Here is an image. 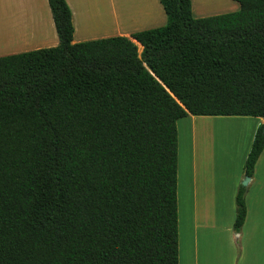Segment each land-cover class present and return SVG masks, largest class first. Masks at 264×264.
Here are the masks:
<instances>
[{"label":"trees","instance_id":"trees-1","mask_svg":"<svg viewBox=\"0 0 264 264\" xmlns=\"http://www.w3.org/2000/svg\"><path fill=\"white\" fill-rule=\"evenodd\" d=\"M48 1L59 45L0 57V264H180L177 122L264 118V0H160L166 25L75 44ZM263 150L264 124L247 176Z\"/></svg>","mask_w":264,"mask_h":264},{"label":"crops","instance_id":"crops-1","mask_svg":"<svg viewBox=\"0 0 264 264\" xmlns=\"http://www.w3.org/2000/svg\"><path fill=\"white\" fill-rule=\"evenodd\" d=\"M66 1L73 13L75 32L72 43L74 44L113 36L130 37L132 33L137 31L162 27L167 24L168 20L160 0H152L154 1V9L149 11L154 10V13H149L153 17L150 23L137 25L126 31L118 29L120 31H116L115 34L92 36L93 34L90 32L81 31L77 22L79 6L84 0ZM121 1L117 0V3ZM141 2L142 0L128 1L129 5L125 10L144 13L141 18L142 24H144L145 21H148L149 14L143 9V2ZM225 2L232 5V8L220 6L217 10H213V3L206 0H192L193 14L197 18H202L235 12L240 9V4L235 0H225ZM95 10L100 9L96 8ZM59 43V36L48 0H0V57L51 48L58 46ZM140 48L142 52L143 47L141 45H139ZM180 121H187L185 125L191 131L192 136L193 161L187 197L190 206L186 211V217L189 224L188 237H190V245L193 249V264H264V150L256 163L253 176L250 177L248 185L244 186L247 188L245 196L246 220L239 231L235 229L236 196L243 186L242 182L247 177L245 163L256 132L264 124V118L189 114L177 122V127H179ZM246 122L253 123V125L249 138H245L244 150L239 148L242 144L238 143L237 150H234L227 160L221 162L219 156L216 160L214 158L216 146L218 148V144L216 145V126L220 125L219 123L237 126ZM220 126L221 129L217 135L223 136L226 125ZM196 129L212 130V137L201 142L203 140L200 138L202 135L196 134ZM220 146L223 147L222 144ZM208 160L213 162V166L207 165Z\"/></svg>","mask_w":264,"mask_h":264},{"label":"rangeland","instance_id":"rangeland-1","mask_svg":"<svg viewBox=\"0 0 264 264\" xmlns=\"http://www.w3.org/2000/svg\"><path fill=\"white\" fill-rule=\"evenodd\" d=\"M131 0H122L120 3H117V0H84L80 4V11L78 13V25L81 31L90 32L92 29L94 34L92 36H101L103 34H115L116 31H120L118 29L123 30H129L137 25H146L150 23L153 20V17L150 16L149 13H154V10L149 11L151 9H154V1L152 0H142V6L143 9L147 11L148 15V21H145L144 24H142V15L144 13L141 12H131L126 11L122 5L128 6L127 3ZM156 1V0H155ZM207 2L213 3V10H217L220 6H226V8H232V5L225 2V0H206ZM120 6L122 7V10L120 11ZM208 8H211L210 6H206ZM102 9L95 10V9ZM101 12V13H100ZM119 12V13H118ZM216 12V11H213ZM113 13V15H112ZM136 13V14H135ZM120 14V15H119ZM133 14V15H130ZM93 15V17H92ZM105 15V16H104ZM90 16L91 22L89 23L90 19H88ZM96 18L101 20H97ZM124 16V17H123ZM88 17V18H87ZM94 19H92V18ZM104 17V20H103ZM127 17V18H126ZM87 18V19H86ZM106 18V20H105ZM114 18V20H113ZM121 18V19H120ZM124 20V23L123 21ZM128 20V21H127ZM97 21V23H96ZM104 21L103 25L101 26L100 23ZM116 21V22H115ZM108 22V23H106ZM120 22V23H119ZM86 23V24H85ZM92 23L91 28L89 27V24ZM106 23V25H105ZM111 23L113 25H111ZM97 24V25H96ZM117 24V26H115ZM88 25V26H87ZM94 25V26H93ZM98 25L101 27V31L103 33L98 32ZM104 25L107 28L104 27ZM104 27V28H103ZM90 28V30L88 29ZM112 29V30H109ZM95 29V31H94ZM91 30V31H92ZM98 30V31H97ZM106 30V31H105ZM109 30V31H108ZM90 32V33H93ZM108 32V33H107ZM139 52L141 53V48L139 49ZM187 121H180L179 122V184H178V204H179V230H180V264H193V249L190 245V237H188L189 231V224L186 217V211L189 208V203L187 201L188 197V186L189 182L191 180V172H192V161H193V153H192V136L191 131L188 127H186L185 123ZM227 123V122H226ZM220 125H226L225 131L223 136H218L219 129H221L220 125L216 126L215 133H216V145L218 144V148L216 146L214 158L217 159L219 156L221 159V162L225 159L227 160L228 157H230L233 154L234 150H237V144L241 143L242 145L239 147L242 151L245 147V138H249L251 134V128L253 123L246 122L244 124L235 125V124H225V123H219ZM204 134L200 137L203 139L201 142H204L205 140H209L210 137H212V130L209 132V129H203ZM200 129H197V133H200ZM199 135V134H198ZM226 135V136H225ZM225 136V138H224ZM244 137V138H242ZM221 138V139H220ZM224 138V139H223ZM242 138V139H241ZM241 139V140H240ZM220 144L223 145V147L220 146ZM218 162V161H216ZM213 166V162L209 160L207 161V165ZM246 179V178H245ZM244 179V180H245ZM244 182V181H243ZM242 182V184H243ZM192 244V241H191Z\"/></svg>","mask_w":264,"mask_h":264},{"label":"bare ground","instance_id":"bare-ground-1","mask_svg":"<svg viewBox=\"0 0 264 264\" xmlns=\"http://www.w3.org/2000/svg\"><path fill=\"white\" fill-rule=\"evenodd\" d=\"M136 4H137V3H136ZM122 7H123L124 9L127 8V6H124V5H122ZM122 7L120 6V11L122 10ZM133 10H134V9H133ZM100 13H101V12H100ZM118 13H119V12H118ZM135 14H136V13H135ZM112 15H113V13H112ZM119 15H120V14H119ZM130 15H133V14H130ZM104 16H105V15H104ZM92 17H93V15H92ZM92 17H91V18H92ZM123 17H124V16H123ZM87 18H88V17H87ZM87 18H86V19H87ZM126 18H127V17H126ZM88 19H90V16H89ZM92 19H93V18H92ZM95 19H97V20H101V21H102V18L98 19V18H96V16H95ZM120 19H121V18H120ZM93 20H94V19H93ZM103 20H104V17H103ZM105 20H106V18H105ZM113 20H114V18H113ZM122 21H123V23H124V20H122ZM127 21H128V20H127ZM90 22H91V19H90L89 23H90ZM98 22H99V21H98ZM115 22H116V21H115ZM96 23H97V21H96ZM99 23H100V22H99ZM103 23H104V21L101 22L100 25H101V24L103 25ZM106 23H108V22H106ZM106 23H105V25H106ZM119 23H120V22H119ZM85 24H86V23H85ZM96 25H97V24H96ZM102 25H101V26H102ZM105 25H104V27L108 29V27H106ZM111 25H113V24L111 23ZM87 26H88V25H87ZM91 26H92V23L89 24V27H90V28H91ZM93 26H94V25H93ZM115 26H117V24H116ZM104 27H103V28H104ZM90 28H88V29L90 30ZM97 28H98V30L100 29L99 31L97 30L98 32H100V31L102 30L101 27H100L99 25H98ZM91 30H92V29H91ZM91 30H90V32H93V30H92V31H91ZM109 30H112V29L109 28ZM109 30H108V31H109ZM94 31H95V29H94ZM105 31H106V30H105ZM101 33H103V32L101 31ZM92 34H94V32H93ZM195 128H196V127H195ZM196 130H197V129H196ZM204 131H205V130L201 129L200 133H197V131H196V134L203 135V134H204ZM209 132H211V131L209 130ZM215 134H216V133H215Z\"/></svg>","mask_w":264,"mask_h":264},{"label":"water","instance_id":"water-1","mask_svg":"<svg viewBox=\"0 0 264 264\" xmlns=\"http://www.w3.org/2000/svg\"><path fill=\"white\" fill-rule=\"evenodd\" d=\"M249 181H250V177L247 176L246 179H245L244 182H243V186H247L248 183H249Z\"/></svg>","mask_w":264,"mask_h":264}]
</instances>
